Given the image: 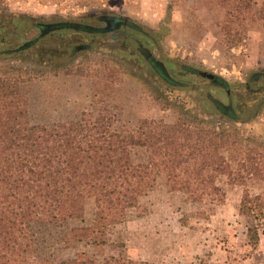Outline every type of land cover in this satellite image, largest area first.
Listing matches in <instances>:
<instances>
[{
    "label": "trees",
    "instance_id": "trees-1",
    "mask_svg": "<svg viewBox=\"0 0 264 264\" xmlns=\"http://www.w3.org/2000/svg\"><path fill=\"white\" fill-rule=\"evenodd\" d=\"M63 1L71 11L83 10L82 15L46 18L35 13H12V5L33 1L0 0V59L17 58L0 66V264H151L121 257L103 262L85 252L56 263L40 255L33 229L82 220L87 195L93 190L98 193V208L91 241L103 245L108 228L124 220L128 208L136 205L160 176H164L170 192H182L189 200L207 204L221 201L225 194L217 180L233 174V160L221 151L237 143L238 134L234 127L211 118H238L210 89L231 100L232 86L217 75L187 67L192 79L209 81L207 105L200 101V108L206 107L208 112L203 120L188 122L180 135L171 124L155 119H142L135 131L123 132L116 128L114 116L107 110L98 116L95 110H86L70 121L32 122L30 87L46 74L88 77L94 73L99 78L98 86H105L103 90L95 88V97L122 81L123 67L115 59H97L94 54L102 51L119 56L124 52L125 58L151 66L156 62L153 51L161 49L163 32L116 14L84 9L97 3L104 5V0ZM221 2L227 14L217 25L228 43L241 42L251 23L264 26V0ZM252 3L261 8L252 11ZM108 35H118V39L108 41ZM46 40L51 44L45 46ZM97 40L101 42L96 44ZM21 57L31 62L25 63ZM163 66L159 77L166 84L191 90L190 86L182 87ZM177 73L183 75L181 70ZM257 112L250 111L246 121ZM137 148L146 151L143 163L134 161L132 152ZM252 171L250 177L255 176ZM239 212L258 221L247 231L249 244L257 248L264 227V195L251 197L246 191Z\"/></svg>",
    "mask_w": 264,
    "mask_h": 264
},
{
    "label": "rangeland",
    "instance_id": "rangeland-1",
    "mask_svg": "<svg viewBox=\"0 0 264 264\" xmlns=\"http://www.w3.org/2000/svg\"><path fill=\"white\" fill-rule=\"evenodd\" d=\"M32 1L12 5V13L49 18L79 16L83 12L77 8L71 11L63 0ZM251 7L252 11L259 10L261 5L252 3ZM84 9L116 14L163 32L160 51H153L156 62L151 66L142 61L138 64L137 59L125 58L124 52L114 56L96 50L100 53L94 58L115 59L122 65V81L94 97L96 87H105L98 86L99 78L94 73L88 77L48 73L30 87L31 121L51 124L76 120L86 110H95L97 116L107 110L113 114L116 128L123 132L135 131L142 119H155L171 124L180 135L188 122L207 117L200 101L207 105L209 81L192 79L186 72L187 67H194L217 75L232 86L231 100L218 90L210 89V93L224 106H230L238 118H211L234 127L238 134L237 143L221 151L233 160V174L218 178L217 185L225 195L214 204L189 200L182 192H170L164 176H160L138 203L128 208L125 219L108 228L103 245H93L91 241L98 208V193L92 190L87 195L82 220L34 227L40 255L56 263L85 252L103 262L121 257L151 264H264V227L260 230L259 246L253 248L247 231L258 221L239 212L246 191L251 197L264 195V26L251 23L241 42L228 43L217 25L227 14L221 0H104V5L97 3ZM116 36L108 35L106 40L112 41ZM44 43L47 46L51 41ZM16 59L1 58L0 66ZM164 64L182 87L190 86L191 90L166 84L159 77ZM179 70L183 75H177ZM256 109L258 112L246 121L247 114ZM132 156L136 163L147 160L143 148L135 149ZM257 159L261 161L256 162ZM251 170L253 177L249 176Z\"/></svg>",
    "mask_w": 264,
    "mask_h": 264
}]
</instances>
